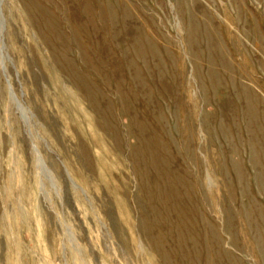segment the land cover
I'll return each mask as SVG.
<instances>
[{"label": "rangeland", "instance_id": "obj_1", "mask_svg": "<svg viewBox=\"0 0 264 264\" xmlns=\"http://www.w3.org/2000/svg\"><path fill=\"white\" fill-rule=\"evenodd\" d=\"M0 264H264V0H0Z\"/></svg>", "mask_w": 264, "mask_h": 264}]
</instances>
